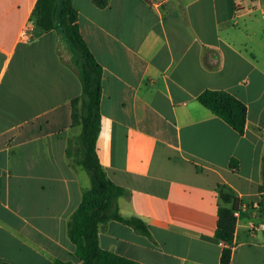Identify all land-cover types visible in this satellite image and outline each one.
<instances>
[{
  "label": "crops",
  "instance_id": "crops-1",
  "mask_svg": "<svg viewBox=\"0 0 264 264\" xmlns=\"http://www.w3.org/2000/svg\"><path fill=\"white\" fill-rule=\"evenodd\" d=\"M37 1L0 0V264H80L68 224L91 188L76 151L82 127L71 124L81 60L58 30L31 23ZM235 3L73 0L104 72L99 161L127 191L120 215L151 233L111 221L99 230L104 251L137 264H220L227 186L240 202L231 264H264V6ZM205 90L246 104L243 136L199 103Z\"/></svg>",
  "mask_w": 264,
  "mask_h": 264
},
{
  "label": "trees",
  "instance_id": "trees-1",
  "mask_svg": "<svg viewBox=\"0 0 264 264\" xmlns=\"http://www.w3.org/2000/svg\"><path fill=\"white\" fill-rule=\"evenodd\" d=\"M91 1L100 9L107 8L110 3V0ZM30 21L43 32L58 30L81 60L83 92L81 96L71 101V124L82 127L81 135L76 142V151L80 156L79 165L90 177L91 188L84 193L80 205L68 224L69 238L76 247V255L81 261L80 264H137L125 257L104 251L99 244L100 226L111 221L127 225L143 236L150 237L151 233L141 219L137 217L127 219L120 215L118 201L119 198L127 195V191L111 181L96 152L101 129L104 72L82 36L79 12L73 0H38ZM197 100L239 135L245 134L247 106L234 95L222 90H205ZM68 153L70 154V150ZM229 165L231 169L238 170L240 163L232 158ZM260 192H264V155ZM219 194L220 204L215 237L227 245L222 251L220 264H231L230 245L234 242L240 202L227 186H220Z\"/></svg>",
  "mask_w": 264,
  "mask_h": 264
},
{
  "label": "built area",
  "instance_id": "built-area-1",
  "mask_svg": "<svg viewBox=\"0 0 264 264\" xmlns=\"http://www.w3.org/2000/svg\"><path fill=\"white\" fill-rule=\"evenodd\" d=\"M249 6V11H255L257 10L260 6H264V0H236L235 3V11L240 12L243 11L247 8V5ZM262 229V227H258L256 225L253 226L252 230L256 231L258 229Z\"/></svg>",
  "mask_w": 264,
  "mask_h": 264
},
{
  "label": "rangeland",
  "instance_id": "rangeland-1",
  "mask_svg": "<svg viewBox=\"0 0 264 264\" xmlns=\"http://www.w3.org/2000/svg\"><path fill=\"white\" fill-rule=\"evenodd\" d=\"M66 50H67V49H65V48L61 49V54H64V58L68 59V58H69V55H68V53H67ZM73 60H74V59H73ZM18 66H19L18 61H15V62L13 63V65L11 66L10 71H14L15 67L18 68ZM48 69H49V64H48L47 62H45V70H48ZM50 69H51V66H50Z\"/></svg>",
  "mask_w": 264,
  "mask_h": 264
}]
</instances>
